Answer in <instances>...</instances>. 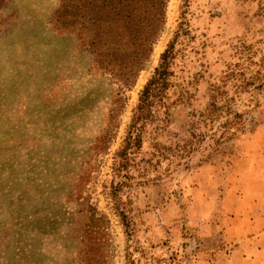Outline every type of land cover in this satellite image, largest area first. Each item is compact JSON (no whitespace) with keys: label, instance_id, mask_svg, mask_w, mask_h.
I'll return each instance as SVG.
<instances>
[{"label":"rangeland","instance_id":"374dc122","mask_svg":"<svg viewBox=\"0 0 264 264\" xmlns=\"http://www.w3.org/2000/svg\"><path fill=\"white\" fill-rule=\"evenodd\" d=\"M60 2L0 12V264H192L222 212L264 195V0H169L124 100L77 34L54 29ZM180 22L169 106L125 140ZM211 98L240 117L225 125L224 109L191 135Z\"/></svg>","mask_w":264,"mask_h":264},{"label":"trees","instance_id":"16d2710c","mask_svg":"<svg viewBox=\"0 0 264 264\" xmlns=\"http://www.w3.org/2000/svg\"><path fill=\"white\" fill-rule=\"evenodd\" d=\"M5 1L0 0V12ZM168 2L169 0H61L52 24L55 30L77 34L79 42L88 48L92 56V74L107 77L116 84V94L124 100V89L134 86L164 32ZM186 31L184 23L180 22L173 39L161 53L153 75L140 92L125 140L141 142L142 128L139 127H144L145 131L146 126L156 120L160 111L167 110L172 94L170 89L173 86V66L177 54L175 43ZM212 87L213 91L217 89ZM211 99L200 113V120L192 122L191 135H194V130L199 124H213L222 116L224 109L228 110L225 125L232 124L240 117L229 105H218L214 101L215 98ZM227 135L230 133L227 132ZM98 213L100 212L92 209L87 216L95 219ZM100 215L104 217V214ZM89 250L93 249L90 247ZM86 257L85 253L80 254V263L93 264V257Z\"/></svg>","mask_w":264,"mask_h":264},{"label":"crops","instance_id":"0c3cea01","mask_svg":"<svg viewBox=\"0 0 264 264\" xmlns=\"http://www.w3.org/2000/svg\"><path fill=\"white\" fill-rule=\"evenodd\" d=\"M249 203L222 212L212 232L191 245L194 251L181 248L189 251L183 258L192 264H264V195Z\"/></svg>","mask_w":264,"mask_h":264}]
</instances>
